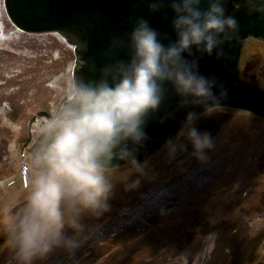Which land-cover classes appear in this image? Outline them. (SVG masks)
<instances>
[{
  "label": "rangeland",
  "instance_id": "374dc122",
  "mask_svg": "<svg viewBox=\"0 0 264 264\" xmlns=\"http://www.w3.org/2000/svg\"><path fill=\"white\" fill-rule=\"evenodd\" d=\"M75 60L60 33L21 31L0 0V210L25 194L31 170L26 184L23 166L30 168L38 129L63 100ZM240 76L264 90V42L246 41ZM221 109L196 122L213 145L203 160L187 140L174 155L165 144L139 163L142 175L129 177L137 187L114 180L108 210L84 214L78 236L64 230L76 247L54 246L34 264H264L257 254L264 245V118ZM6 239L0 235V264H15Z\"/></svg>",
  "mask_w": 264,
  "mask_h": 264
},
{
  "label": "clouds",
  "instance_id": "9594fccd",
  "mask_svg": "<svg viewBox=\"0 0 264 264\" xmlns=\"http://www.w3.org/2000/svg\"><path fill=\"white\" fill-rule=\"evenodd\" d=\"M226 2L207 0V10L201 11V0H171L174 42L165 46L161 41L167 36L138 18L130 32L108 45V53L124 52L127 59L113 58L93 81L71 78L63 100L38 129L25 194L0 210V235L6 236L4 246L13 250L15 264L43 260L54 246L76 247L77 240L66 238L64 230L78 236L84 214L106 212L114 180L123 182L126 190L138 186L139 180L127 183L133 172L143 174L135 147L130 149L128 142L142 147L148 139L145 117L164 99L165 82L181 98L180 108L203 105V116L222 110L224 83L200 75L198 60L188 61L183 54L191 56L195 48L212 56L215 50L217 60L227 59L222 46L236 37L239 25L234 16L226 15ZM242 3L249 16L264 19V0ZM163 7L164 0L148 3L150 14ZM198 119L195 112L187 113L176 137L166 142L169 155L183 150V139L198 160L204 159V151L213 145L209 134L197 129ZM114 159L125 162L124 170L113 165ZM257 254L264 258V245Z\"/></svg>",
  "mask_w": 264,
  "mask_h": 264
},
{
  "label": "water",
  "instance_id": "95a60500",
  "mask_svg": "<svg viewBox=\"0 0 264 264\" xmlns=\"http://www.w3.org/2000/svg\"><path fill=\"white\" fill-rule=\"evenodd\" d=\"M150 0H4L7 14L13 24L26 33H60L74 46L75 66L73 77L85 82L98 78L99 70L113 58L127 59L126 53H108L112 38L131 31L138 18L147 19L158 33L166 35L161 42L167 46L176 39L171 21L174 13L171 0H164V7L158 12L149 13ZM240 4V7L235 5ZM207 0H201L199 9L207 10ZM226 15L234 16L239 31L231 42L222 47L227 59H216L201 55L192 49V55L183 54L184 59L198 60L200 75L223 82L227 96L219 100L221 107L241 109L264 118V90L244 81L240 76V61L246 41L250 38L264 42V19L249 16L242 0H227ZM108 53V54H106ZM165 96L155 112L145 117L144 131L148 137L143 146L135 147L137 163H142L161 149L182 127L188 112L198 116L204 112L203 105H189L180 108V97L171 84L163 85ZM213 94L219 95L213 88ZM163 121V123H161ZM113 165L122 166L124 161L113 160Z\"/></svg>",
  "mask_w": 264,
  "mask_h": 264
},
{
  "label": "built area",
  "instance_id": "2783aa9c",
  "mask_svg": "<svg viewBox=\"0 0 264 264\" xmlns=\"http://www.w3.org/2000/svg\"><path fill=\"white\" fill-rule=\"evenodd\" d=\"M30 168L29 166L26 164L23 166V178H24V182L27 184V181H28V174H29V171Z\"/></svg>",
  "mask_w": 264,
  "mask_h": 264
},
{
  "label": "trees",
  "instance_id": "16d2710c",
  "mask_svg": "<svg viewBox=\"0 0 264 264\" xmlns=\"http://www.w3.org/2000/svg\"><path fill=\"white\" fill-rule=\"evenodd\" d=\"M40 114H41V113H40ZM38 115H39V114H36V115H35L34 120H35V118H36Z\"/></svg>",
  "mask_w": 264,
  "mask_h": 264
}]
</instances>
